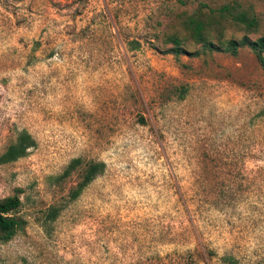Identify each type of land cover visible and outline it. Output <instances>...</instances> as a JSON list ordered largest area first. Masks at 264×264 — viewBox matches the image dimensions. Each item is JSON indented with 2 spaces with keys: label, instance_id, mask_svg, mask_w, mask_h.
<instances>
[{
  "label": "rangeland",
  "instance_id": "rangeland-1",
  "mask_svg": "<svg viewBox=\"0 0 264 264\" xmlns=\"http://www.w3.org/2000/svg\"><path fill=\"white\" fill-rule=\"evenodd\" d=\"M201 4L255 19L214 41L264 35V0H0V153L34 140L0 164L21 220L0 264H264V66L193 55ZM74 157L104 167L69 201Z\"/></svg>",
  "mask_w": 264,
  "mask_h": 264
},
{
  "label": "trees",
  "instance_id": "trees-1",
  "mask_svg": "<svg viewBox=\"0 0 264 264\" xmlns=\"http://www.w3.org/2000/svg\"><path fill=\"white\" fill-rule=\"evenodd\" d=\"M184 3L185 0H177ZM205 7L206 12L200 9ZM229 18L235 24H239L244 28H250L254 25L255 19L248 15L244 10H237L231 4H222L216 8H209L205 4H201L197 13H191L182 20V25L188 30L190 37L199 44V49L193 51V55L199 53L211 52H227L230 55H235L239 47H247L254 55L256 62L260 66H264V35L255 39H249L242 36L239 39H223L214 41L210 37V27L216 25L221 19ZM171 46L166 50L171 53L177 60L179 54L185 53L180 45V40L171 35L168 37ZM182 90V89H181ZM34 145V140L24 130L19 131L14 140L6 145L5 149L0 153V164L9 163L24 156L27 149ZM104 164L101 161H88L81 163L78 157L71 158L63 167L60 173L52 178L55 183L63 181L72 172L79 171V177L74 186L67 193L69 201L74 200L82 191V189L103 170ZM20 205V200L17 195V190L11 195L0 199V243L8 241L17 228L20 227L21 220L13 214L17 211ZM57 209L50 207L47 212L48 218H53L56 215Z\"/></svg>",
  "mask_w": 264,
  "mask_h": 264
}]
</instances>
